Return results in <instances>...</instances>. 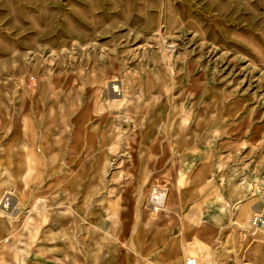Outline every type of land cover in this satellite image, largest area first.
Instances as JSON below:
<instances>
[{"label": "rangeland", "instance_id": "1", "mask_svg": "<svg viewBox=\"0 0 264 264\" xmlns=\"http://www.w3.org/2000/svg\"><path fill=\"white\" fill-rule=\"evenodd\" d=\"M247 201L264 0H0V264H251Z\"/></svg>", "mask_w": 264, "mask_h": 264}, {"label": "crops", "instance_id": "2", "mask_svg": "<svg viewBox=\"0 0 264 264\" xmlns=\"http://www.w3.org/2000/svg\"><path fill=\"white\" fill-rule=\"evenodd\" d=\"M155 198V197H154ZM258 205H254L252 203H249V201L243 203V205L240 207V218L237 216V218H239V222L240 220H242V216H246L243 220H242V223L247 226L248 225V222L250 219L247 218V213H248V210L253 208V209H257ZM237 220V219H236ZM243 229V231H246L247 228L245 229L243 226H240ZM251 230V229H250ZM258 241L260 242V246H261V251L262 253L260 255H257L256 259L254 261L251 262V264H264V233L261 234L259 237H258ZM195 260V259H194ZM196 261V260H195ZM197 264V262H196Z\"/></svg>", "mask_w": 264, "mask_h": 264}, {"label": "built area", "instance_id": "3", "mask_svg": "<svg viewBox=\"0 0 264 264\" xmlns=\"http://www.w3.org/2000/svg\"><path fill=\"white\" fill-rule=\"evenodd\" d=\"M249 191H250V194H253V195H258L261 193L262 191V188L260 187L259 184L257 183H252L250 186H249ZM251 223L253 226H264V202H263V205L262 207L253 214L252 218H251Z\"/></svg>", "mask_w": 264, "mask_h": 264}, {"label": "bare ground", "instance_id": "4", "mask_svg": "<svg viewBox=\"0 0 264 264\" xmlns=\"http://www.w3.org/2000/svg\"><path fill=\"white\" fill-rule=\"evenodd\" d=\"M113 89H114V91H117V86H114ZM155 198H157V195L155 196ZM5 201H6V200H5ZM4 203H5V202H4ZM2 206H3V207H6L7 204L5 203V204L2 205ZM249 222H250V226L253 227V228H255V227L252 225V223H251V218H250ZM185 264H196V261L194 260V258H187L186 261H185Z\"/></svg>", "mask_w": 264, "mask_h": 264}]
</instances>
